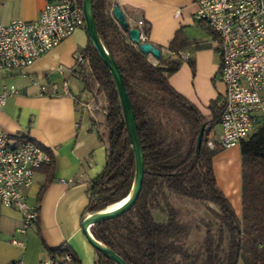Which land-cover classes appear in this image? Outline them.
<instances>
[{"label":"trees","instance_id":"trees-1","mask_svg":"<svg viewBox=\"0 0 264 264\" xmlns=\"http://www.w3.org/2000/svg\"><path fill=\"white\" fill-rule=\"evenodd\" d=\"M77 1L83 5V0ZM92 3L100 40L118 64L133 105L145 165L143 187L135 206L117 219L94 225L93 236L127 264H264V121L240 144L242 211L238 215L218 185L214 170V158L222 148L212 150L207 145L212 130L220 124L224 99L211 102L212 118L208 120L169 82L182 60L162 57L156 65L152 64L150 55L143 54L114 19L112 1ZM143 23L142 28H133L147 39L149 31ZM84 53L91 73L87 75L85 67H80L75 74L84 82L87 93L98 85V92L106 98V133H98V137L107 146V162L89 186L86 214H93L129 196L136 159L114 79L90 39ZM160 108L186 119L190 132L183 137L173 135L158 117ZM47 167L50 183L54 178L53 162ZM167 190L205 203L220 222L217 235L212 231L213 225L207 223L201 250L188 249L191 225L183 221V211L169 201ZM160 199L165 201L164 207L159 205ZM158 208L166 216L162 222L153 214ZM68 252L71 249L66 244L49 250L56 264H65L63 257ZM73 264L81 263L75 257ZM95 264L117 263L96 250Z\"/></svg>","mask_w":264,"mask_h":264},{"label":"crops","instance_id":"crops-1","mask_svg":"<svg viewBox=\"0 0 264 264\" xmlns=\"http://www.w3.org/2000/svg\"><path fill=\"white\" fill-rule=\"evenodd\" d=\"M111 1L121 8L130 28L145 22L148 43L161 49L163 58L182 60L169 82L210 120L209 106L212 101L225 98L226 86L220 78L218 39L195 18L201 0ZM44 7L45 0H0V22L8 25L14 20L36 21ZM88 44L86 28L78 30L32 66L0 75V92L9 87L18 92L8 97L1 108L0 126L14 142L29 140L48 150L53 155L54 168L50 183L47 165L37 171L34 184L26 191L29 204L38 206L40 213L27 235L19 233L23 223L20 212L0 201V264H46L51 259L49 250L63 244L81 264H95L96 249L85 237L82 224L90 215L86 214L89 186L106 166L107 146L98 137L100 124L95 119L93 124L90 112L79 104L87 92L75 74L79 68L75 57L84 53ZM149 60L154 65L158 63L152 56ZM64 81L69 82L71 95L62 91L54 95V86L62 89ZM220 134L218 124L211 136ZM232 163L234 175L229 178L227 170L231 169L227 167ZM217 165L221 167L216 175L218 185L240 215V145L225 149L214 158L215 174ZM240 166L241 182L237 175Z\"/></svg>","mask_w":264,"mask_h":264},{"label":"built area","instance_id":"built-area-1","mask_svg":"<svg viewBox=\"0 0 264 264\" xmlns=\"http://www.w3.org/2000/svg\"><path fill=\"white\" fill-rule=\"evenodd\" d=\"M195 18L218 39L220 78L226 86L221 134L209 138L207 145L212 150L230 149L247 139L264 117V0H201ZM143 25V21L137 23L139 28ZM84 28L85 13L77 0H45L36 21L0 22V75L32 66ZM140 40L147 39L141 34ZM75 60L79 68L89 64L85 53L77 54ZM60 72L65 70L60 68ZM53 89L54 95L61 91L71 95L68 81L62 89ZM17 93L14 87L0 92V110L8 97ZM79 104L91 111L87 102ZM15 142L0 126V201L20 212L23 223L19 233L27 235L40 213L38 206L29 204L26 191L34 184L37 171L53 162V155L32 141ZM74 258L68 252L63 262L73 264ZM46 264L56 263L51 258Z\"/></svg>","mask_w":264,"mask_h":264},{"label":"water","instance_id":"water-1","mask_svg":"<svg viewBox=\"0 0 264 264\" xmlns=\"http://www.w3.org/2000/svg\"><path fill=\"white\" fill-rule=\"evenodd\" d=\"M82 6L85 13L86 30L88 33V37L91 40L93 47L99 54L101 60L109 69L114 79L123 109L128 137L133 147L135 159H136V175H135L133 188L129 196L123 201L119 202V204L121 205L113 209L107 208L104 211H100L88 215V217H86V219H84L83 221L82 229L89 243L97 251L104 253L108 258H110L112 261H114L117 264H127L119 255L114 253L112 250H110L101 242L97 241L93 236L91 229L96 224L114 220L121 217L135 206L136 202L140 197L144 182V175H145L144 152L142 148L138 124L134 114L133 105L129 97V94L126 90L121 71L114 58L106 51L98 35L95 25L92 0H83ZM113 16L117 21V23L121 26V28L128 33L131 42L134 43L143 54L150 55L157 61H159L162 58L161 49L155 47L151 43L142 42L140 40L141 32L136 28H130V26L126 21L125 15L123 14L121 8L118 5L114 6Z\"/></svg>","mask_w":264,"mask_h":264},{"label":"rangeland","instance_id":"rangeland-1","mask_svg":"<svg viewBox=\"0 0 264 264\" xmlns=\"http://www.w3.org/2000/svg\"><path fill=\"white\" fill-rule=\"evenodd\" d=\"M85 73L89 75L91 73L89 69V65L85 66ZM99 86L95 85L92 88V91L90 93H85V95H82L80 97V101L87 102L90 107L91 111L90 114L93 119H95L101 126L100 132L105 135L106 130L104 127V120H105V105H106V98L103 92L99 93ZM158 117L161 118L165 123H167L169 130L172 132L173 135L176 137H183L186 136L191 129L190 124L188 121L184 118H182L180 115H178L176 112L173 111H167L164 109H159L158 111ZM218 129V128H217ZM212 137V136H211ZM225 149H221L217 155L219 156L221 153H223ZM215 157V158H216ZM234 163H232L231 167H227V169H231V172L227 170V174L230 178L231 174L234 175ZM219 167L218 165L215 167L217 170V173L219 174ZM238 178L241 182V166L240 171L238 168ZM222 179V175H219ZM218 178V176H217ZM225 179H227L224 176ZM234 179V176H233ZM231 180L228 181V185L230 186ZM222 184V183H221ZM240 187V184H239ZM240 189V188H239ZM169 201L177 208H180L183 211V221L187 222L191 225V234L187 240V247L188 249L193 251L201 250L206 233L208 230L207 223H211L212 231L215 235H217L219 228H220V222L215 217V215L208 209L207 205L205 203H202L200 201L191 200L188 198H184L181 196H178L176 194L170 193L168 190L166 191ZM159 205L161 207L165 206V201L160 199ZM212 207H215L211 205ZM154 217L158 222H162L166 219V216L162 214L160 209H154L153 211ZM227 246V244H226Z\"/></svg>","mask_w":264,"mask_h":264},{"label":"bare ground","instance_id":"bare-ground-1","mask_svg":"<svg viewBox=\"0 0 264 264\" xmlns=\"http://www.w3.org/2000/svg\"><path fill=\"white\" fill-rule=\"evenodd\" d=\"M119 205H121V204L117 203V205L115 204V205L110 206L109 209H113V208H115V207H117Z\"/></svg>","mask_w":264,"mask_h":264}]
</instances>
